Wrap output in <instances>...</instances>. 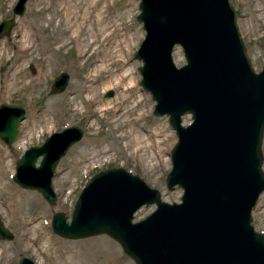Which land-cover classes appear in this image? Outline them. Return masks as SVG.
I'll list each match as a JSON object with an SVG mask.
<instances>
[{
	"label": "water",
	"instance_id": "1",
	"mask_svg": "<svg viewBox=\"0 0 264 264\" xmlns=\"http://www.w3.org/2000/svg\"><path fill=\"white\" fill-rule=\"evenodd\" d=\"M25 1L16 0L10 17L0 19V37ZM136 19L144 30L133 53L141 60L140 85L154 100L153 114L167 115L176 135L164 181L181 188L179 201L161 199L157 188L122 166L106 167L81 187L68 220L53 212L51 229L66 238L105 233L134 264H264V233L250 222L264 189V59L258 70L251 65L229 0H138ZM175 45L184 57L178 66ZM67 80L59 71L49 92L61 91ZM185 113L191 121L183 124ZM23 117L20 104L0 103L4 143L17 138ZM82 134L76 124L64 125L28 145L14 161L12 180L53 202L56 163ZM150 203L154 209L132 221ZM11 237L0 219V238ZM16 264L37 263L21 255Z\"/></svg>",
	"mask_w": 264,
	"mask_h": 264
},
{
	"label": "rangeland",
	"instance_id": "2",
	"mask_svg": "<svg viewBox=\"0 0 264 264\" xmlns=\"http://www.w3.org/2000/svg\"><path fill=\"white\" fill-rule=\"evenodd\" d=\"M15 2L0 0V19L10 17ZM229 2L235 11L245 52L253 68L258 70L264 59V0ZM100 4L106 5V18L112 20L108 36L111 38L101 46L110 52L111 43L119 39L135 77L134 85L125 92L127 99L118 103L119 112L104 105L96 110L98 102L112 100L110 105L119 96L118 90L104 81L120 63L111 61L109 69L96 71L89 78L93 63L102 52L94 50L79 56L77 40L71 36L63 14V9H67L79 18L72 28L81 29L78 33L81 39L97 37L100 41L93 21L80 25L83 0H26L23 13L15 16L8 32L0 37V103H18L24 108L17 138L10 144L0 139V219L12 233L9 239L0 238V264H16L23 254L37 264H134L119 243L105 233L66 238L50 226L54 211H63L69 219L83 184L106 167L122 166L157 188L161 199L179 201L181 188L174 185L169 189L164 181L176 136L167 115L153 114L154 100L140 85L141 60L133 54L144 34L141 22L136 19L138 0H101ZM122 37L128 38L131 45H125ZM172 58L177 66L184 62L178 45L173 47ZM59 71L68 74L67 84L61 91L51 93L50 83ZM108 90L111 94H107ZM139 95L142 99L135 104L133 99ZM141 108L146 111L137 115ZM189 119L190 114L182 115V123ZM68 124L81 127L83 134L56 163L51 178L56 198L47 202L37 190L20 187L12 180L14 161L25 147L40 143L49 133ZM129 127L143 132V142L147 141L150 146L132 151L127 140ZM159 129L165 136L164 143L160 142ZM164 146L166 154L155 155ZM260 151L264 170V129ZM154 207V203L141 205L134 211L133 220L145 216ZM250 222L255 230L264 233V189L251 209Z\"/></svg>",
	"mask_w": 264,
	"mask_h": 264
},
{
	"label": "bare ground",
	"instance_id": "3",
	"mask_svg": "<svg viewBox=\"0 0 264 264\" xmlns=\"http://www.w3.org/2000/svg\"><path fill=\"white\" fill-rule=\"evenodd\" d=\"M100 1L101 0H83V2L85 4L84 11L79 15L81 18V20H80L81 26H85V24L87 22L89 24L90 21H93L95 23V30H96V33L100 37L99 38L100 41H97V37H95V38L89 37L86 40L81 39L82 37H80L78 34L81 29L78 28V30L75 31L72 28L73 25H75V24L77 25L76 22L79 18L77 16H76L77 18L73 17L74 14L72 15V13L67 9L66 10L63 9V14L66 18L68 25H69V29L71 31V36L74 37L75 40H77L76 42H77V45L79 48V52H78L79 56L84 57L86 54H89L91 51H94V50L102 52V54H98L99 56L96 57V59L93 63V71L91 72V75L88 76L89 78L92 77V75L95 74L96 71H100L103 69H109L111 61L112 62L115 61L117 63H120L119 67L112 74L107 75L106 79L104 81L107 85L108 84L113 85L118 90L119 96L116 99H114V103H112L110 105H108V104L111 103L112 100H105V101L98 102L99 105L97 106V110H96V111H98L101 108V106L104 105V108L114 107L113 109H115L116 112H119L120 109H119L118 103H120L121 101L123 102V100L126 97H128L127 95H125V92L128 91L134 85L133 79L135 77L133 75L132 64H130L129 61L126 59V54L123 50L125 48H124V46L120 45L119 39H117L111 43L110 52H109L108 48L103 50V47L101 46V44H104V42H107L108 40H110L109 38H111L108 36L111 32V30L109 31V28L112 25L111 24L112 20L106 18L107 15H106L105 10H106V5L108 4V2L106 1V5L104 7L100 4ZM69 7H70V5H69ZM91 14H93L94 17L91 18V16H90ZM115 19H116V16H115ZM88 29H90V28H88ZM83 37L86 38V36H83ZM122 40L125 41V45H127V46L131 45V42H130V40H128V38L122 37ZM104 45H106V43ZM127 48H129V47H127ZM107 51L109 52L108 56L106 54ZM93 78H95V77H93ZM131 98H132V96L129 97V99H131ZM141 99H140V95H139V96L135 97L133 100L136 104L137 100H141ZM143 106L145 107V103H143ZM145 111H146V108H144V109L141 108L140 111L137 113V115L142 114V113L144 114ZM128 131H129V133H128V139L127 140L129 141V143L132 147V151L136 152L139 149H143V148L150 146L146 143L147 141L143 142V140H144V137L142 135L143 132L139 133V131L137 129H133L131 127L128 128ZM125 132H127V131H125ZM158 135H161V137H162V138L158 137V138H161L160 142L164 143L163 141L165 140V136L160 131V129L158 131ZM150 144H152V143H150ZM158 144H159V142H158ZM153 150H154V148H153ZM166 151L167 150H166L165 146L163 148H158V151H156L155 155H157V154L158 155L159 154L165 155ZM165 159L167 160V157H165ZM166 160H164V162Z\"/></svg>",
	"mask_w": 264,
	"mask_h": 264
}]
</instances>
